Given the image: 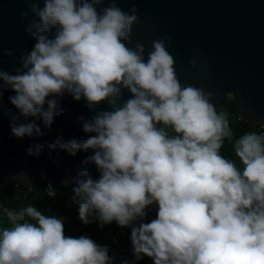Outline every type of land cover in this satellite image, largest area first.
<instances>
[{"label": "clouds", "instance_id": "obj_1", "mask_svg": "<svg viewBox=\"0 0 264 264\" xmlns=\"http://www.w3.org/2000/svg\"><path fill=\"white\" fill-rule=\"evenodd\" d=\"M24 2L25 33L35 43L12 72L0 58V118L8 116L13 137L38 140L65 114V96L85 102L93 113L78 117L86 138L58 136L26 152L90 153L62 184L72 185L80 221L130 230L131 255L120 264L145 257L153 264H264V131L237 136L214 92L181 83L171 36L153 40L150 51L139 42L130 47L137 7ZM6 91L15 113L5 108ZM226 141L235 159L222 154ZM56 189L49 181L44 190L55 198ZM0 221V264H115L108 245L68 235L62 217L33 204L0 203Z\"/></svg>", "mask_w": 264, "mask_h": 264}, {"label": "water", "instance_id": "obj_2", "mask_svg": "<svg viewBox=\"0 0 264 264\" xmlns=\"http://www.w3.org/2000/svg\"><path fill=\"white\" fill-rule=\"evenodd\" d=\"M133 6L139 9V23L130 47L139 42L150 51L153 40L171 36L167 47L176 59L182 84L214 92L216 104L230 96L240 117L264 128V0H121L119 4L126 12ZM27 9L24 0H0V58L5 71L19 67L20 56L35 43L25 33L28 21L21 12ZM7 50L13 55H4ZM194 58L198 59L195 69L191 67ZM12 94L6 91L3 103L15 113L8 101ZM128 95L125 92V98ZM62 104L65 114L56 118L52 129H45L46 135L38 140L13 137L8 116L0 118V186L47 185L49 181L61 186L76 175L81 160L90 153L71 157L45 148L38 158L26 154L31 144L53 142L58 136L86 138L78 117L90 118L93 113L85 102H76L71 96H65ZM90 171L98 175L94 166Z\"/></svg>", "mask_w": 264, "mask_h": 264}, {"label": "trees", "instance_id": "obj_3", "mask_svg": "<svg viewBox=\"0 0 264 264\" xmlns=\"http://www.w3.org/2000/svg\"><path fill=\"white\" fill-rule=\"evenodd\" d=\"M217 110L226 111L229 116L230 124L237 136L246 131H264L259 125H253L239 116L233 107L232 99L226 96L222 103L216 104ZM226 157L235 159L232 151V145L225 142L221 150ZM47 185L42 183L34 184H7L0 186V203L13 208H21L28 204L35 205L42 210L45 215H56L64 220L66 232L68 235L80 236L89 235L102 245H108L110 255L115 257V264H120L121 260L130 258V241L128 239L130 230L121 229L117 224L105 225L103 228L98 223L84 225L79 217L76 205L72 204V185H61L56 187L57 196L51 198L44 190ZM155 216V210L150 211L147 219L150 221ZM3 222V221H0ZM139 264H153L145 257Z\"/></svg>", "mask_w": 264, "mask_h": 264}]
</instances>
